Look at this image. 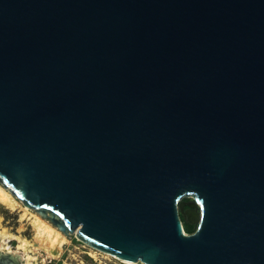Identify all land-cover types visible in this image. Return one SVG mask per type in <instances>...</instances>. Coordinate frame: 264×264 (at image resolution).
Masks as SVG:
<instances>
[{
  "label": "water",
  "instance_id": "1",
  "mask_svg": "<svg viewBox=\"0 0 264 264\" xmlns=\"http://www.w3.org/2000/svg\"><path fill=\"white\" fill-rule=\"evenodd\" d=\"M0 183L126 261L264 264V0H0Z\"/></svg>",
  "mask_w": 264,
  "mask_h": 264
},
{
  "label": "bare ground",
  "instance_id": "2",
  "mask_svg": "<svg viewBox=\"0 0 264 264\" xmlns=\"http://www.w3.org/2000/svg\"><path fill=\"white\" fill-rule=\"evenodd\" d=\"M0 201H4L8 206L16 207L18 211L21 210L20 213H25L29 217V219L34 223L35 227L38 228L44 234V237L40 241L39 250H42L45 255L40 261H38L39 258L36 255L38 252H35V253L30 252L29 255H35L37 257L33 261V264H43L45 259H57L60 256L61 251H62V246L66 242L65 234L63 235L58 230H56L54 228L55 226L54 227L50 226L48 224V222L46 221V219L44 220L43 218L39 217L36 213H33L31 211L32 209L25 206L14 194H12L10 192V190L7 187H4L1 183H0ZM20 202L22 203V205L20 204ZM0 214L4 215V218H5L4 226L9 227L10 231H15V228L10 227V225L8 223V221L9 220L12 221V219H11V217L8 216V214H5L3 205H0ZM12 223L15 224L13 221H12ZM28 223H29V221L26 220L25 221V227H28ZM30 231H31V228H29L28 231L23 233V235L25 237H28L29 240H31V237L29 235ZM48 237H51V239H48ZM52 240H55L56 243L52 244ZM9 243L11 244V246L13 248H15L16 241H10ZM32 243L35 244V241H32ZM93 249L96 250V252H94V253L89 252V255L94 260H96V261L98 260V264H106L104 261L98 259L97 254H99V253L105 255L106 256L105 258L113 257L115 259H118V260L126 263V264H145L142 261H137V262L126 261V260L120 259L117 256L110 254L108 252H105V251H102V250H99L96 248H93ZM97 252H99V253H97ZM5 256H6V258H9V259H16L11 254H5ZM64 264H68V263H64Z\"/></svg>",
  "mask_w": 264,
  "mask_h": 264
},
{
  "label": "clouds",
  "instance_id": "3",
  "mask_svg": "<svg viewBox=\"0 0 264 264\" xmlns=\"http://www.w3.org/2000/svg\"><path fill=\"white\" fill-rule=\"evenodd\" d=\"M0 205L4 206V212L11 217L16 214L15 224L11 220L8 221L10 227H14L15 231H10L9 227H5V218L3 214H0V259H5V254H11L15 257L21 264H33V261L37 258L35 255H29V253H35L39 250V245L44 234L35 227L34 223L29 219L25 213H17L16 207L8 206L4 201H0ZM28 220V227H25V221ZM31 240L23 235L24 232L28 231ZM185 236H189L184 232ZM58 238V237H57ZM51 239V237H48ZM10 241H16L15 248L11 246ZM35 241V244L32 243ZM56 241L52 240V244Z\"/></svg>",
  "mask_w": 264,
  "mask_h": 264
},
{
  "label": "rangeland",
  "instance_id": "4",
  "mask_svg": "<svg viewBox=\"0 0 264 264\" xmlns=\"http://www.w3.org/2000/svg\"><path fill=\"white\" fill-rule=\"evenodd\" d=\"M20 204L22 205L21 202H20ZM31 211L33 213H36L39 217H41L34 210H31ZM20 212H21V210L20 211L17 210V213H20ZM5 214H7V213L5 212ZM41 218H43V217H41ZM11 219L15 223L16 214H13L11 216ZM43 219L45 220V218H43ZM47 222H48V224L50 226L54 227L49 221H47ZM182 223H183L185 232L189 233V232H187V228H186L185 222L182 221ZM54 228L56 230H58L60 233H62L56 227H54ZM190 229L194 230L192 225H190ZM62 234L64 235V233H62ZM65 237H66V242L62 246V251H61L60 256L57 259H45L43 264H64V263H68V264H98V260L97 261L94 260L89 255V252L90 253L91 252L94 253V252H96V250H94L92 247L88 246L87 244H85L82 241H80L79 239H77L74 236V234L65 235ZM97 253H99V252H97ZM36 255L39 258L38 261H40L44 257L45 254H44V252L42 250H39ZM97 257H98L99 260L104 261L106 264H125V263H122L121 261H119L118 259H115L113 257L105 258L106 256L101 254V253L97 254Z\"/></svg>",
  "mask_w": 264,
  "mask_h": 264
},
{
  "label": "flooded vegetation",
  "instance_id": "5",
  "mask_svg": "<svg viewBox=\"0 0 264 264\" xmlns=\"http://www.w3.org/2000/svg\"><path fill=\"white\" fill-rule=\"evenodd\" d=\"M0 264H13V262L10 259L6 258V260L0 259Z\"/></svg>",
  "mask_w": 264,
  "mask_h": 264
},
{
  "label": "trees",
  "instance_id": "6",
  "mask_svg": "<svg viewBox=\"0 0 264 264\" xmlns=\"http://www.w3.org/2000/svg\"><path fill=\"white\" fill-rule=\"evenodd\" d=\"M186 228H187V232H193V230L190 229V225L188 223L185 222Z\"/></svg>",
  "mask_w": 264,
  "mask_h": 264
},
{
  "label": "built area",
  "instance_id": "7",
  "mask_svg": "<svg viewBox=\"0 0 264 264\" xmlns=\"http://www.w3.org/2000/svg\"><path fill=\"white\" fill-rule=\"evenodd\" d=\"M120 261V260H119ZM122 262V261H121ZM122 263H124V262H122ZM126 264V263H125Z\"/></svg>",
  "mask_w": 264,
  "mask_h": 264
}]
</instances>
